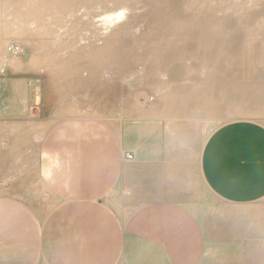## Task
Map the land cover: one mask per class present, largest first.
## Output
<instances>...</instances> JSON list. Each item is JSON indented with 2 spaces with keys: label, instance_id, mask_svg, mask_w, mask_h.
<instances>
[{
  "label": "rangeland",
  "instance_id": "1",
  "mask_svg": "<svg viewBox=\"0 0 264 264\" xmlns=\"http://www.w3.org/2000/svg\"><path fill=\"white\" fill-rule=\"evenodd\" d=\"M0 38V239L67 236L109 176L264 264V223L256 247L220 224L241 179L264 190V0H0Z\"/></svg>",
  "mask_w": 264,
  "mask_h": 264
},
{
  "label": "crops",
  "instance_id": "2",
  "mask_svg": "<svg viewBox=\"0 0 264 264\" xmlns=\"http://www.w3.org/2000/svg\"><path fill=\"white\" fill-rule=\"evenodd\" d=\"M249 180L245 176L237 183V205L233 209L222 208V232L233 234L232 246L236 245L237 237L238 245L256 247L257 225L264 223V207L258 206L264 190L259 195L256 182ZM88 183L92 194L83 192L89 193L90 201L77 207V212L86 211V218L80 215L72 232L69 230L65 235V224L59 230L61 237L55 241L44 228L41 233L34 232L26 224L23 233L0 239V264H233L225 255L210 254L215 242L211 240V232L194 224L187 206L144 200L149 195L142 186L140 190L124 193L122 186L109 176H91ZM98 187L105 192H95ZM130 194L133 200L129 207L139 206L132 220L127 217L128 204L124 209L122 202ZM99 199H104V203H99ZM232 223L233 232L227 230ZM239 259L234 264H257L256 256L250 253Z\"/></svg>",
  "mask_w": 264,
  "mask_h": 264
},
{
  "label": "bare ground",
  "instance_id": "3",
  "mask_svg": "<svg viewBox=\"0 0 264 264\" xmlns=\"http://www.w3.org/2000/svg\"><path fill=\"white\" fill-rule=\"evenodd\" d=\"M9 11V10H8ZM12 24H13V22H12ZM6 34V33H5ZM21 35V34H20ZM1 39V38H0ZM8 40V39H7ZM34 157V156H33ZM32 159V158H31ZM11 168V167H10ZM84 168V167H83ZM13 170V169H12ZM40 171H41V169H40ZM17 172V171H16ZM43 176V175H42ZM44 178V177H43ZM135 181V180H134ZM4 186V185H3ZM8 189V188H7ZM140 195V194H139ZM45 206V205H44ZM50 209V208H49ZM48 210V209H47ZM2 221V220H1ZM12 223V222H11ZM11 223L9 222V226L11 225ZM12 225H13V223H12Z\"/></svg>",
  "mask_w": 264,
  "mask_h": 264
},
{
  "label": "built area",
  "instance_id": "4",
  "mask_svg": "<svg viewBox=\"0 0 264 264\" xmlns=\"http://www.w3.org/2000/svg\"><path fill=\"white\" fill-rule=\"evenodd\" d=\"M129 159H131L132 157L131 156H128Z\"/></svg>",
  "mask_w": 264,
  "mask_h": 264
}]
</instances>
